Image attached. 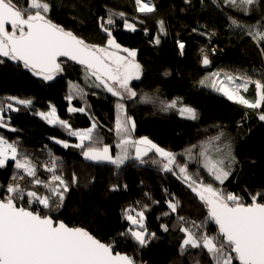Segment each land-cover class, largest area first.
I'll list each match as a JSON object with an SVG mask.
<instances>
[{
	"label": "trees",
	"instance_id": "trees-1",
	"mask_svg": "<svg viewBox=\"0 0 264 264\" xmlns=\"http://www.w3.org/2000/svg\"><path fill=\"white\" fill-rule=\"evenodd\" d=\"M48 2L51 4L48 16L54 23L93 45L106 46L107 34L101 24L111 15L115 23L105 26L111 29L116 42L137 51L136 61L141 65L142 74L130 84L137 97L121 102L126 115L135 121L133 139L147 137L176 154L177 162L183 164L188 163L182 155L186 149L196 145L193 151L197 153L201 143L208 144L211 138L223 133L219 143L231 145L235 157L231 175L224 183L215 181L195 162L188 163L189 170L199 173L205 183L242 196L244 202H250L249 193L264 190V121L257 114L264 108L247 109L219 95L211 87L216 78L210 75L218 71L232 75L256 71L264 79L261 49L245 29L231 26L229 20L233 17L245 25L264 24V0L248 14L224 5L223 0L215 3L213 0H151L155 8L152 13L136 11L135 0ZM120 12L125 13L123 18L118 15ZM125 19L136 25L135 32L124 29ZM160 21H163V32ZM157 37L159 44L155 43ZM177 41L185 45L183 54ZM204 55L210 60L208 66L202 64ZM0 61V104L4 106L3 113L7 112L4 122L8 125L0 128V136L17 144L18 158L31 159L37 168L36 178L44 182L51 180L52 172L46 171L45 166L55 157V174L68 183L62 206L52 210L39 206L42 214L58 218L70 227L88 230L101 241L113 244L116 252L132 257L136 264H197V261L212 264L206 250L187 246L181 252L184 238L181 227L191 229L197 236L216 235L217 227L206 220L204 205L181 180L152 163L153 159L159 160L154 153L144 157L143 164L129 158L119 169L107 162H90L85 160L81 149L72 147L78 141L67 129L49 124L38 114L47 113L53 105L59 119L67 121L73 131L88 129L96 122L93 135L100 140L99 146L108 145L115 156L119 153L115 134L117 97L102 86L95 87L94 78L83 81L86 75L83 67L69 60H61L63 71L51 81L33 75L20 62L7 57H0ZM201 80L208 86H202ZM71 82L84 88V94L74 97L72 102L67 99ZM145 94L152 98L149 102H141ZM244 95L252 99L254 85ZM8 97L30 99L32 104L17 105L19 111H10L6 105L15 103ZM177 98L180 101L177 108L195 109L196 120L181 117L176 109L161 110L159 100L170 102ZM70 107L84 108V112H69ZM56 140L67 142L69 147H63ZM130 154L134 157V150L130 149ZM17 171L14 161L0 168V195L9 183H14L12 176ZM32 179L25 177L16 182L34 186ZM35 187L38 192L48 194L42 185ZM170 200L178 202L174 213L168 208ZM129 209L144 212L147 229L144 246L129 232V229L139 230L125 218V211ZM131 214L135 215V211ZM179 217L185 219L181 221ZM193 221L201 225L199 231ZM161 225H166L168 231Z\"/></svg>",
	"mask_w": 264,
	"mask_h": 264
},
{
	"label": "snow or ice",
	"instance_id": "snow-or-ice-1",
	"mask_svg": "<svg viewBox=\"0 0 264 264\" xmlns=\"http://www.w3.org/2000/svg\"><path fill=\"white\" fill-rule=\"evenodd\" d=\"M187 2V0H186ZM215 3L216 0H213ZM260 0H223V4L235 10L248 14ZM136 11L140 13H152L155 11L151 0H135ZM51 4L48 0H25L22 7L17 0H0V57H7L12 61L22 62L33 75L41 77L45 81L53 80L57 74L63 71L61 57L67 58L83 67L86 78H94L95 87H103L104 90L118 97L120 101L135 99L136 91L130 87L133 80L141 78V65L136 61V51L122 48L112 35L110 28L105 25L115 23L112 16L101 24L102 30L107 34L106 46L87 43L73 32L54 23L48 16ZM113 15H116L115 13ZM118 15L123 18L125 13ZM231 26L245 29L261 49L264 56V24L245 25L233 17H229ZM161 32L164 31L163 21L159 22ZM10 26V29H9ZM124 27L131 32L136 31V26L124 20ZM155 43L159 44L157 37ZM183 54L185 47L183 42L177 41ZM121 53H127L122 55ZM2 62V61H0ZM202 64L208 66L210 60L203 56ZM211 77L219 78V72H213ZM239 81V83H237ZM211 82V87L222 93L229 101L251 110L264 108V79L253 78L247 74L231 75L225 73L224 79ZM202 86H208L204 80ZM254 85L252 99L242 94L249 91V86ZM92 86V85H90ZM72 88L83 95V90L77 85ZM16 105L29 107L30 99L8 97ZM67 99L71 102L72 96ZM152 98L145 94L141 102H149ZM159 99L158 97L156 98ZM179 98L170 102L159 100L162 111L176 109L179 115L185 119L196 120L197 112L191 107H179ZM0 104V112L3 111ZM10 111H19L13 103L6 105ZM117 118L115 122V134L118 139L116 147L119 153L113 156L108 145L99 146L100 140L93 133L97 128L96 122L85 130L73 131L67 121L59 119L55 108L50 112L38 113L49 124H59L67 129L69 134L78 138L79 143L72 147L82 150L86 160L95 162H107L117 169L129 158L145 163L144 157L149 153H155L159 160H152L158 164L164 172H170L185 183L188 188L199 198L207 208V221L217 226L216 235L202 233L197 236L191 229L181 227L184 233L181 252L187 246L206 250L212 264H264V190L249 193L250 202H244V198L238 194L225 192L214 187L212 183H204L198 179L199 173H190L188 163L195 162L220 184L231 175L232 164L235 157L232 155L231 145L221 146L220 135L210 139L208 144L201 143L199 151L194 153L196 145L186 149L182 154L186 156L188 163L177 162L176 154L167 151L153 143L147 137L133 139L135 121L125 113L124 104H116ZM69 112H84V108L70 107ZM258 118L264 121V111H259ZM3 115H0V128H6ZM10 131H17L9 128ZM87 141V143H85ZM63 147H69L64 141L56 140ZM215 142V143H213ZM211 145V147H209ZM225 147L227 151L225 152ZM130 149L135 155L131 157ZM16 143H10L5 137L0 136V168H4L9 160L15 162L18 170L13 174L14 183H9L3 195H0V264H135L132 257L114 252L111 243L102 242L88 230L81 227H70L58 218L42 214L38 208L32 205H40L43 209L52 210L63 204L64 194L68 191V183L56 175V158L52 157L45 166V170L52 172L48 182L36 178L37 168L27 156L18 158ZM178 169V172L176 171ZM19 170H22V174ZM33 178L34 186H43L47 189V195H40L35 190H26L16 182ZM76 181L75 175L73 182ZM58 182V183H57ZM115 191L116 188L114 187ZM168 208L174 213L177 211L178 202L168 201ZM27 205V206H24ZM135 211V215L131 213ZM168 215V213H165ZM125 218L137 226L139 230L129 229L131 236L141 246L145 239L147 229L144 225V212L129 209L125 211ZM183 221L184 217H179ZM197 231L201 225L192 222ZM164 231H168L166 225H161ZM127 233H120L121 236ZM153 236L155 234H152ZM197 264L199 262L197 261Z\"/></svg>",
	"mask_w": 264,
	"mask_h": 264
},
{
	"label": "rangeland",
	"instance_id": "rangeland-1",
	"mask_svg": "<svg viewBox=\"0 0 264 264\" xmlns=\"http://www.w3.org/2000/svg\"><path fill=\"white\" fill-rule=\"evenodd\" d=\"M17 2L19 3V5L20 6H24L25 5V0H17ZM152 4V3H151ZM129 23H132V22H129ZM134 24V23H133ZM136 26V25H135ZM124 29L126 30V31H129L128 29H126L125 27H124ZM122 48H126V47H123V46H121ZM130 50H135V49H130ZM136 51V50H135ZM136 53H137V51H136ZM122 55H127V53H121ZM138 54V53H137ZM137 56V55H136ZM219 73H220V77L217 79L216 78V80H217V82H219V80H223L224 79V75H225V72H222V71H218ZM232 75V74H231ZM247 75H249V76H252L254 79L255 78H258V77H260V75L256 72V71H253V72H251L250 74H247ZM84 78H85V81H87V79L88 78H86V75H84L83 76V81H84ZM261 78V77H260ZM132 82V81H131ZM237 83H239V81H237ZM131 84V83H130ZM72 85H77V86H79V88L80 89H82L83 90V93H84V88L79 84V83H76V82H71V84H70V87H69V89H70V95L72 96V100H74L73 98L74 97H79L81 94L80 93H78V92H76L73 88H72ZM221 86V85H220ZM219 86V87H220ZM251 86L252 85H250L249 86V89L251 88ZM218 94L219 95H222V96H224L222 93H220V92H218ZM242 94L244 95V92L242 91ZM225 97V96H224ZM118 98V97H117ZM226 99H227V97H225ZM72 100H71V102H72ZM118 100H119V98H118ZM119 102H122V101H120L119 100ZM14 107H17V105H13ZM52 108H54V106L52 105L51 107H50V109L48 110V112H50L51 111V109ZM8 110V109H7ZM56 110V109H55ZM258 111V110H257ZM47 112V113H48ZM125 112H126V108H125ZM4 113H6L7 114V112L5 111ZM4 113H3V111L2 112H0V115H3V117H4ZM56 115H57V111H56ZM133 120V119H132ZM46 121V120H45ZM47 122V121H46ZM57 125V124H56ZM85 130V129H84ZM74 131H79V130H74ZM73 137H75V136H73ZM76 139H77V141H78V143H79V140H78V138L77 137H75ZM78 143H76V144H78ZM110 150H111V148H110ZM111 154H112V151H111ZM155 154V153H154ZM158 159H160V157L159 156H156ZM86 160V159H85ZM88 161H90V162H94V163H103V162H95V161H91V160H88ZM177 172H178V169L176 170ZM190 171V173H194L193 171H191V170H189ZM196 173V172H195ZM176 176V175H175ZM177 177V176H176ZM198 179H200V180H202L199 176L197 177ZM180 180V179H179ZM218 182V181H217ZM205 183V182H204ZM219 183V182H218ZM24 184V186L23 187H25V188H27L26 190H35V191H37L38 192V190H37V187H35V186H28L25 182L23 183ZM185 184V183H184ZM186 185V184H185ZM187 186V185H186ZM188 187V186H187ZM190 189V188H189ZM191 190V189H190ZM38 194H40V195H46L43 191H40V192H38ZM195 194V193H194ZM198 198V197H197ZM198 200H199V198H198ZM199 202L201 203V204H203L200 200H199ZM204 205V204H203ZM39 206L40 205H37V208H39ZM205 207V206H204ZM205 209H206V211H207V208L205 207ZM217 227V226H216Z\"/></svg>",
	"mask_w": 264,
	"mask_h": 264
},
{
	"label": "water",
	"instance_id": "water-1",
	"mask_svg": "<svg viewBox=\"0 0 264 264\" xmlns=\"http://www.w3.org/2000/svg\"><path fill=\"white\" fill-rule=\"evenodd\" d=\"M9 29H10V26H9ZM61 60H67V58H64V57H61L60 58V61ZM71 62H73V61H71ZM21 64H22V62H20ZM73 63H75V62H73ZM76 64V63H75ZM77 65V64H76ZM79 65V64H78ZM81 66V65H80ZM69 226V225H68ZM103 242V241H102ZM114 252H116V250L114 249ZM119 252V251H118ZM121 253V252H120ZM121 254H124V253H121ZM136 264V263H135Z\"/></svg>",
	"mask_w": 264,
	"mask_h": 264
},
{
	"label": "crops",
	"instance_id": "crops-1",
	"mask_svg": "<svg viewBox=\"0 0 264 264\" xmlns=\"http://www.w3.org/2000/svg\"><path fill=\"white\" fill-rule=\"evenodd\" d=\"M80 130H84V129H80ZM149 154H151V153H149ZM9 161H11V160H9ZM24 185H22V187H23ZM25 188V187H24ZM25 189H27V188H25Z\"/></svg>",
	"mask_w": 264,
	"mask_h": 264
},
{
	"label": "built area",
	"instance_id": "built-area-1",
	"mask_svg": "<svg viewBox=\"0 0 264 264\" xmlns=\"http://www.w3.org/2000/svg\"><path fill=\"white\" fill-rule=\"evenodd\" d=\"M52 175H53V173H52Z\"/></svg>",
	"mask_w": 264,
	"mask_h": 264
}]
</instances>
